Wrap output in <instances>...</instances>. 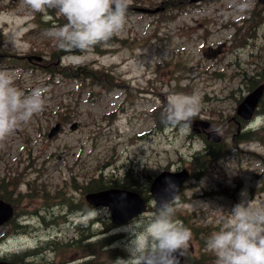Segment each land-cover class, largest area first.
<instances>
[{
  "label": "rangeland",
  "instance_id": "374dc122",
  "mask_svg": "<svg viewBox=\"0 0 264 264\" xmlns=\"http://www.w3.org/2000/svg\"><path fill=\"white\" fill-rule=\"evenodd\" d=\"M9 1L0 0V3ZM15 1L9 11L0 12L3 35L0 52L7 50L18 57L28 52H41L46 61L50 60L54 43L44 35L45 31L29 34L35 27L37 13L24 5L23 0ZM162 1L129 0V3L154 7ZM257 2L210 0L189 5L175 18L162 22L157 21V15L128 10L125 28L115 36L126 39L125 43L118 39L115 44L103 47L102 54L93 51L85 59L77 60L75 57L80 55L77 53L62 60L64 66L89 63L93 69L112 71L118 83L126 87L105 89L84 78L51 76L36 66L33 68L37 69H19L0 63V71L9 73L25 93L34 87L46 90L44 110L0 142V178L9 168L25 169L31 179L36 177L33 169H48L49 174L44 178L50 182L53 191L64 180L82 186L101 173L104 180L112 181H123L130 175L138 181L142 195L148 196L151 179L165 169L176 170L189 165L193 155L204 147L201 140L193 137L191 129L181 132L179 128L165 124L159 128L157 118L151 116L152 111L161 108L163 112L162 98L173 93L196 92L201 97L198 113L201 119L207 118L220 126L225 119L235 115L238 100L247 94L241 83L242 75L253 73L259 65H264V21L248 46H231L236 32L242 36L247 27L255 26L260 20L257 16L253 23L238 22L250 14L247 9L254 8ZM261 14L264 15V11ZM41 15L47 16L48 11ZM234 21L238 23L233 25ZM133 88L140 89L138 95L127 99L126 94L134 92ZM169 90L171 94L167 95ZM61 103L70 106L73 112V120L68 123H63L62 115L67 107L60 110ZM58 123L62 125L60 132L49 138V132ZM74 124L77 127L72 129ZM248 126L264 128V117H255ZM235 130L234 126L224 138L226 155L212 163L199 179L191 178L183 190L181 202L175 204L176 214L186 218L185 226L192 224L206 228L210 233L219 230L225 216L242 196L253 200L254 208L264 207V162L252 154L264 156V144L247 138L245 141L237 139L234 145L231 136ZM261 140L264 142V129ZM192 172L197 175L196 169L192 168ZM25 188L23 186L22 190ZM70 195L79 199L78 193L72 190ZM147 201L154 209L151 196ZM51 203L53 200L27 198L18 209L39 213L46 209L42 206ZM66 211L72 212L70 204ZM153 214L148 212L143 219L147 221ZM90 217L102 221L91 229L104 232L97 240L117 233L125 235L117 241L114 239L107 249L102 244L97 246V257L103 264L109 262V257L128 254L126 245L131 231L128 226L132 222L110 229L112 221L106 208L94 210ZM72 219L64 238L69 245L65 251L55 255L50 253L51 261L83 254V242H78L83 236L72 225L84 223L87 218H80L76 213ZM30 223L23 229L30 231V235L13 230L8 240H1V237L9 226L0 227V255L24 253L30 249L41 251L51 242L52 230L37 218H30ZM50 225L57 230L60 223ZM205 239L201 234L197 239L192 235L188 247L192 262L207 264L208 258L199 251ZM34 264H43V261L38 257Z\"/></svg>",
  "mask_w": 264,
  "mask_h": 264
},
{
  "label": "clouds",
  "instance_id": "9594fccd",
  "mask_svg": "<svg viewBox=\"0 0 264 264\" xmlns=\"http://www.w3.org/2000/svg\"><path fill=\"white\" fill-rule=\"evenodd\" d=\"M23 4L35 13L54 10L64 18V24L49 27L44 35L57 49L80 53L77 60L85 59L96 47L110 46L112 38L124 30L129 8V0H23ZM43 18L47 20V16ZM45 93L42 87L25 93L9 73L0 71V142L44 110ZM200 106L201 97L196 92L173 93L166 98L161 120L186 132ZM212 130L217 131L214 126ZM177 200L178 195H174L171 200L156 202L157 212L149 220L141 214L132 221L128 226V257L117 258L114 264H179L192 232L176 218ZM205 246L215 257L214 264H264V207L254 208L253 200L242 196L219 230L208 236Z\"/></svg>",
  "mask_w": 264,
  "mask_h": 264
},
{
  "label": "water",
  "instance_id": "95a60500",
  "mask_svg": "<svg viewBox=\"0 0 264 264\" xmlns=\"http://www.w3.org/2000/svg\"><path fill=\"white\" fill-rule=\"evenodd\" d=\"M199 1V0H193ZM264 4V0H260ZM264 92V86H260L251 94H249L245 100L240 104L238 108V114L244 118H250L255 108L261 99ZM203 126H208L207 123H202ZM58 130V127L53 129L50 136L54 135ZM188 177V172L183 170L181 172L162 173L151 187V192L157 204L162 201H168L173 198L174 195H178L181 186L185 179ZM88 200L95 205L108 206L112 212L113 219L117 223H122L132 218L138 213H142L146 206L143 199L134 192L125 190H110L88 196ZM12 215L11 207L5 202L0 200V224H2L6 218ZM182 257L179 256V264H181ZM0 264H8L0 261Z\"/></svg>",
  "mask_w": 264,
  "mask_h": 264
},
{
  "label": "trees",
  "instance_id": "16d2710c",
  "mask_svg": "<svg viewBox=\"0 0 264 264\" xmlns=\"http://www.w3.org/2000/svg\"><path fill=\"white\" fill-rule=\"evenodd\" d=\"M184 2H186V0H167L166 4L169 6L170 5L181 6ZM253 35H254V32H253ZM244 42H245V44H247L248 38H245ZM64 54H66V53L62 50L57 49V47L53 51V55L55 58H58L60 55L63 56ZM61 69H62V73L70 72V73L66 74L67 76H71V77L81 76L84 78L93 79L95 81L101 80L103 78V72H104V70H96V69H93L92 67H90L86 64L82 65V66L75 67V68L71 67V66L62 67ZM246 76L244 77V85H245V88L247 91H251L255 87H257L259 84L264 82V65H261L259 67V70L256 71L253 75L247 76V77ZM210 159L211 158H209L206 154L205 155H199V156L197 155L195 157V161L193 162L192 167L194 169L198 168V169L204 171L206 166H207V163L210 161ZM109 186H111L109 181L104 180L101 177L98 180H91L88 183L87 192L93 191L96 189H104V188H107ZM121 186L125 187V188H127V187L131 188V187L135 186V183H133L130 179H127L125 183L121 184ZM183 220H186L185 217L183 218ZM190 230H191V232L194 233L195 237L198 238L199 231H198L197 227H194L191 224ZM201 232H203V234L208 236L206 233V229H203V230L201 229Z\"/></svg>",
  "mask_w": 264,
  "mask_h": 264
},
{
  "label": "flooded vegetation",
  "instance_id": "af4514ba",
  "mask_svg": "<svg viewBox=\"0 0 264 264\" xmlns=\"http://www.w3.org/2000/svg\"><path fill=\"white\" fill-rule=\"evenodd\" d=\"M203 133L204 132L202 131L201 134ZM68 206H69L68 201H58L57 203L53 202L47 207L43 206L42 208H46V209H42V211L39 213L38 212L33 213L31 217L28 216L19 217L17 219V222L26 223V222H30V218H37L43 224H48L47 228L52 230L51 238L49 239V241H51L49 244V250L56 252L57 247H60L62 245H66V246L69 245V243H66L64 241V238L67 235L69 229L67 223L71 222L72 219L71 214L66 211V207ZM89 210L93 211L95 210V208L91 207ZM57 223H60V225L58 226L57 230H54V228L50 224H57ZM78 242H83V245H87V238L82 237L81 240L78 239ZM38 257L39 254L37 253H30V254L28 253V255H26V260L30 259L31 262H34L37 261ZM84 261L85 260L79 259V255H78L75 257H69V262L66 264H80L81 262ZM50 264H55L54 260L52 263L50 262Z\"/></svg>",
  "mask_w": 264,
  "mask_h": 264
},
{
  "label": "bare ground",
  "instance_id": "6f19581e",
  "mask_svg": "<svg viewBox=\"0 0 264 264\" xmlns=\"http://www.w3.org/2000/svg\"><path fill=\"white\" fill-rule=\"evenodd\" d=\"M213 153H214L213 149H209L208 154H213ZM110 244H111L110 241L106 242L107 246H109Z\"/></svg>",
  "mask_w": 264,
  "mask_h": 264
}]
</instances>
